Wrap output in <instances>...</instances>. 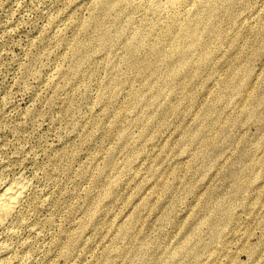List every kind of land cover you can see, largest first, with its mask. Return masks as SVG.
Returning a JSON list of instances; mask_svg holds the SVG:
<instances>
[{"label":"rangeland","instance_id":"obj_1","mask_svg":"<svg viewBox=\"0 0 264 264\" xmlns=\"http://www.w3.org/2000/svg\"><path fill=\"white\" fill-rule=\"evenodd\" d=\"M167 5L0 0V264H264V0Z\"/></svg>","mask_w":264,"mask_h":264},{"label":"bare ground","instance_id":"obj_2","mask_svg":"<svg viewBox=\"0 0 264 264\" xmlns=\"http://www.w3.org/2000/svg\"><path fill=\"white\" fill-rule=\"evenodd\" d=\"M166 1L169 9L174 10L180 7L182 4L188 2L189 0H166ZM172 21H173L172 23L173 25L169 26L166 29L165 34H170L177 27L176 18H173ZM183 26L177 27L181 35V44L176 48V51L179 53H183L186 50H190L194 48L198 41L196 30L191 28L189 25H183ZM158 47L156 48L157 51L159 50ZM207 58L208 57H206L205 60H207ZM25 190H26V184L24 183L23 180L12 183L4 190L0 198V225L3 224L5 220L7 221V219L10 218V216H12V213L16 210L18 204L22 200Z\"/></svg>","mask_w":264,"mask_h":264}]
</instances>
